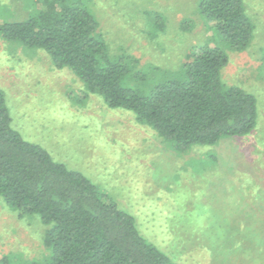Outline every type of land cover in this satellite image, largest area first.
Returning <instances> with one entry per match:
<instances>
[{
    "label": "rangeland",
    "instance_id": "1",
    "mask_svg": "<svg viewBox=\"0 0 264 264\" xmlns=\"http://www.w3.org/2000/svg\"><path fill=\"white\" fill-rule=\"evenodd\" d=\"M31 2L0 0V23L27 17L35 7ZM244 4L256 26L253 39L244 52H229L223 80L256 98L257 127L243 138L184 152L139 124L132 112L86 95L84 84L70 70L56 69L46 53L0 37V88L12 127L100 186L176 264H264V0ZM199 5L200 0L88 3L110 57L138 60L130 69L141 75L129 87L142 95L175 77L190 52L220 41ZM157 22L163 30L155 29ZM187 23L192 28L183 30ZM45 229L38 216L20 218L0 198V256L15 263L43 261Z\"/></svg>",
    "mask_w": 264,
    "mask_h": 264
},
{
    "label": "trees",
    "instance_id": "2",
    "mask_svg": "<svg viewBox=\"0 0 264 264\" xmlns=\"http://www.w3.org/2000/svg\"><path fill=\"white\" fill-rule=\"evenodd\" d=\"M90 1L32 0L35 7L27 17L0 23V37L46 53L56 69L70 70L84 84L86 95L99 96L110 109L132 112L139 124L180 152L194 145L217 146L256 129V98L223 80L229 52H244L253 39L256 26L245 0H200L201 17L220 41L190 52L181 72L148 95L129 87V81L141 75L130 69L138 60H129V65L110 57ZM164 27L157 22L155 29ZM182 28L189 30L192 24ZM0 198L20 218H40L48 251L41 262L15 263L1 255L0 264H176L100 186L12 127L1 88Z\"/></svg>",
    "mask_w": 264,
    "mask_h": 264
}]
</instances>
